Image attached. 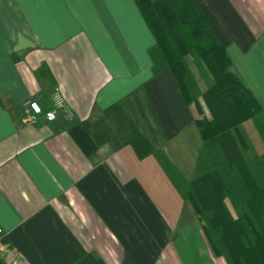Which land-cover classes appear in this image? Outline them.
Masks as SVG:
<instances>
[{
    "label": "crops",
    "instance_id": "obj_1",
    "mask_svg": "<svg viewBox=\"0 0 264 264\" xmlns=\"http://www.w3.org/2000/svg\"><path fill=\"white\" fill-rule=\"evenodd\" d=\"M194 2L264 119V0ZM154 44L133 0H0V242L20 264H226L184 198L200 115ZM55 88L65 110L26 125Z\"/></svg>",
    "mask_w": 264,
    "mask_h": 264
},
{
    "label": "trees",
    "instance_id": "obj_2",
    "mask_svg": "<svg viewBox=\"0 0 264 264\" xmlns=\"http://www.w3.org/2000/svg\"><path fill=\"white\" fill-rule=\"evenodd\" d=\"M149 28L153 74L168 67L202 144L184 198L216 257L226 264H264V152L250 150L241 128L251 121L264 141L263 111L232 71L224 47L194 0H133ZM187 57L206 82L201 91ZM201 103L209 113L204 116Z\"/></svg>",
    "mask_w": 264,
    "mask_h": 264
},
{
    "label": "built area",
    "instance_id": "obj_3",
    "mask_svg": "<svg viewBox=\"0 0 264 264\" xmlns=\"http://www.w3.org/2000/svg\"><path fill=\"white\" fill-rule=\"evenodd\" d=\"M52 108L43 111L36 101H29L24 110L23 122L26 125L35 124L39 118H44L46 121L52 122L56 119L58 111L65 110V102L58 88H55L52 94ZM1 237V231H0ZM0 255L9 264H20L17 253L11 247L0 242Z\"/></svg>",
    "mask_w": 264,
    "mask_h": 264
},
{
    "label": "rangeland",
    "instance_id": "obj_4",
    "mask_svg": "<svg viewBox=\"0 0 264 264\" xmlns=\"http://www.w3.org/2000/svg\"><path fill=\"white\" fill-rule=\"evenodd\" d=\"M187 60H188L189 66H190V68H191L193 74L195 75V77H196V79H197V82H198L199 85L201 86L202 90H205V84H206V82L202 79V77H201L199 71L196 69V67H195L194 64L192 63L191 58H190V57H187ZM202 107H203V114H204V116L209 117V113H208L207 109L205 108V106H204L203 104H202ZM249 122H251V121H249ZM243 124H244V123H243ZM243 124H242L241 128H242V130H243V132H244V134H245V133H246V132H245V125H243ZM245 137H246V139H247V141H248V143H249L250 150L247 151V152H245L244 155H245V157H250V156H252V155L255 154V150L253 149V147H252V145H251V143H250V140H249V138L247 137L246 134H245Z\"/></svg>",
    "mask_w": 264,
    "mask_h": 264
}]
</instances>
